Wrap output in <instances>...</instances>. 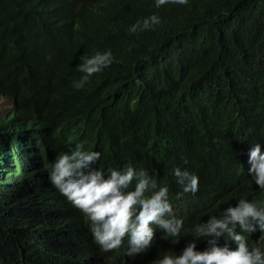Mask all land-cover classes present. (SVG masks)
<instances>
[{
    "label": "trees",
    "instance_id": "obj_1",
    "mask_svg": "<svg viewBox=\"0 0 264 264\" xmlns=\"http://www.w3.org/2000/svg\"><path fill=\"white\" fill-rule=\"evenodd\" d=\"M59 2L0 0V91L28 90L34 71L44 65L41 41L70 39L55 28L52 14ZM44 19L49 31L41 39ZM98 49H110L113 62L82 88L67 87L73 71L68 65L49 75L61 100L43 115L48 133L0 128V264L79 260L69 234L77 211L67 205L44 219L34 201L29 203L25 192L35 173L24 167L32 157L40 160L38 171L45 170L71 142L99 151L105 171L125 164L144 169L168 187L169 202L178 197L187 202L179 243L165 241L159 230L151 247L163 254L161 247L169 246L167 255H175L206 220L207 198L229 177L244 182L250 148L256 143L264 148V0H192L184 11L169 8L150 31L135 36L127 31L78 51ZM24 102L30 113L32 104ZM176 167L198 175L195 194L180 193ZM49 193L38 200L50 210L62 199L52 187ZM261 235L245 233L250 248L264 244ZM90 250L100 253L92 243ZM149 255L125 264H142Z\"/></svg>",
    "mask_w": 264,
    "mask_h": 264
},
{
    "label": "clouds",
    "instance_id": "obj_2",
    "mask_svg": "<svg viewBox=\"0 0 264 264\" xmlns=\"http://www.w3.org/2000/svg\"><path fill=\"white\" fill-rule=\"evenodd\" d=\"M191 2L60 0L52 14L53 21L55 28L67 33L70 39L41 41L44 65L34 71L28 90L1 87L0 97L9 99L11 106L0 115V128L27 134L47 132L43 115L61 100L48 83L53 71L68 65L73 71L67 78V87L80 89L92 75L109 67L113 56L110 49L104 53L100 49L80 53L79 48L101 45L109 36L122 38L127 31L133 36L150 31L161 23L169 8L184 11ZM48 31L49 24L44 19L39 25L41 39ZM24 98L32 104L30 113L25 111ZM31 149L32 146L28 148ZM100 158L99 151L68 142L45 163V170L38 171L41 164L37 157L30 158L24 167L26 173H35L25 193L44 219L64 211L67 205L77 211L73 218L75 231H69L79 259L75 264H125L128 259L146 253H150L149 258L142 264H264V244L250 248L245 236L259 231L264 240V148L260 143L249 150V165L243 171L246 180L238 183L229 177L207 198L203 205L208 213L206 220L195 225L192 238L175 255H167L171 251L169 246L161 247L163 254L152 252L151 247L159 238V230L163 231L161 238L165 241L171 237L172 243H179L187 202L181 197L175 204L169 202L168 187L158 185L144 169L125 164L119 166L121 170L105 171L99 167ZM173 175L182 188L181 194L193 195L199 190L197 174L176 167ZM50 187L62 201L49 210L38 199L49 196ZM201 240L204 242L198 243ZM91 243L100 253L91 252Z\"/></svg>",
    "mask_w": 264,
    "mask_h": 264
},
{
    "label": "rangeland",
    "instance_id": "obj_3",
    "mask_svg": "<svg viewBox=\"0 0 264 264\" xmlns=\"http://www.w3.org/2000/svg\"><path fill=\"white\" fill-rule=\"evenodd\" d=\"M0 100H2V102H0V115H1L2 112H5L7 109L10 108L11 101L5 97H0Z\"/></svg>",
    "mask_w": 264,
    "mask_h": 264
}]
</instances>
